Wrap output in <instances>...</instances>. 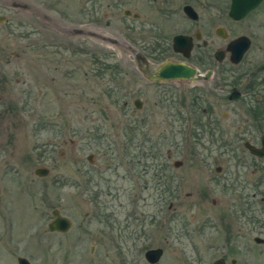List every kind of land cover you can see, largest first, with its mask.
<instances>
[{"label":"rangeland","instance_id":"1","mask_svg":"<svg viewBox=\"0 0 264 264\" xmlns=\"http://www.w3.org/2000/svg\"><path fill=\"white\" fill-rule=\"evenodd\" d=\"M15 1V8L0 7V264H18L19 255L30 264H152L144 251L154 246L163 248L155 264H211L226 240L216 228L221 205L212 199L243 193L249 203L264 193L251 197L250 185L222 188L215 170L221 150L231 171L232 156L246 163L240 173L254 166L243 138L256 142L264 129V87L236 101L226 96L264 61V0L240 21L226 15L228 0H218L227 37L202 30L208 44L195 39L190 58L201 71L212 68L213 77L168 85L148 82L136 60L145 56L141 45L153 43L156 0H90L92 34L78 36L76 27L88 26L82 0H31L34 10ZM196 1L199 22L220 14L210 7L216 0ZM124 8L140 18L125 16ZM174 21L156 32H193L189 21ZM241 33L252 38L250 49L238 65L224 56L219 72L213 51ZM177 55L167 49L163 57ZM193 97L200 104L190 103ZM220 134L229 140L222 149L214 140ZM175 158L182 163L173 165ZM41 165L48 174L34 172ZM237 199L231 208L238 209ZM52 208L70 218L67 231L48 229ZM245 222L230 256L237 264H264V244L253 241ZM256 227L264 235V226Z\"/></svg>","mask_w":264,"mask_h":264},{"label":"flooded vegetation","instance_id":"2","mask_svg":"<svg viewBox=\"0 0 264 264\" xmlns=\"http://www.w3.org/2000/svg\"><path fill=\"white\" fill-rule=\"evenodd\" d=\"M41 1V0H39ZM89 1L90 0H82L83 4H87V6L82 7L81 10L82 11H87L90 13H88V18H87V22L88 26L84 29V27H76V29L74 30L75 33L78 34L81 32H85L84 30H86L87 34H92V27L93 25L91 24V22L94 21L95 17H94V7L92 4V7H90L89 5ZM199 1V0H198ZM91 2L94 3V1L92 0ZM90 2V3H91ZM196 0H181L177 6H176V1L175 0H156V3L152 5L153 7V12L156 14V18L154 19L157 22H152V29L154 31H152L155 34H152V38H153V43H151L150 46H143L141 45L145 56L143 58H141V60L136 59L137 60V64H138V68L140 70V72L143 74V76L148 80V82L150 83H155V84H160V85H168L171 82H179V84L186 83L192 79H196V78H212L213 76V72L214 70L212 68H205L204 70H200L196 64L192 63L191 61V54H192V50L194 48V44L196 43V40H202L203 44L207 45L208 44V40L206 39H202V30L205 29H211L213 31H215L216 34H218L221 37H227V31L226 28L223 26V24L221 22H218V15L221 16V5L218 2V0H216L213 4L210 5L211 8H214V10L218 11L220 14H217V12H209L208 13V18L206 20H204V22H199V20L201 19V12L198 9V5H196ZM263 2V0H261L256 6H254L252 9H250L249 11H247L243 16L239 17V18H234L229 14V9L231 6V0H228V7H227V11H226V15L233 21H240L243 20L244 18H246L248 15H251L257 8L259 5H261ZM15 4L16 1L15 0H0V7H10V8H15ZM26 6H28V8H32V10H34V6L32 5V1L31 0H26ZM38 4L40 5V2H38ZM186 5H189L190 8V12L188 13L187 9H186ZM37 10H39L40 12H35L36 16L42 15L40 8H38ZM178 10L181 11V14H178ZM124 15L129 17L131 16L134 20H138L140 18V13L137 11H132L130 8H124L123 9ZM181 17V18H180ZM4 15L0 14V20H4ZM41 18V17H40ZM176 19V20H175ZM34 20V19H33ZM175 20V21H174ZM176 22V24L181 25L182 27H184L183 25H185L186 21H189V25L186 27V29L191 26V24H193V32L192 33H188L186 32L185 28H179L177 31L172 32L170 36L167 37L166 34H161L159 32L156 31H164L167 29H171V27L173 26V22ZM90 25V26H89ZM179 26V27H181ZM137 26H135L134 28H136ZM140 28L145 27L143 23H141V25H139ZM149 31V30H147ZM177 34H182L185 36H189L190 40H191V47L189 49L188 54H184L182 51L179 50H175L173 47V39L174 36ZM240 35H245L248 37V47L245 49V51L242 54V57L238 60V61H233L231 59V50L228 48L229 43L235 39L236 37L240 36ZM131 38V37H130ZM196 39V40H195ZM133 41H135L134 39H132ZM168 40V41H166ZM138 41V40H137ZM135 41V42H137ZM138 43V42H137ZM251 43H252V38L247 35V34H238L237 36L233 37V38H228L225 42L224 47H217L215 48V50L213 51V57L216 59V69H219V72H222V67H220V62L221 60L224 58V56H227L228 60L233 64V65H238L243 58L246 56V53L248 52V50L251 47ZM139 45V44H138ZM139 45V46H140ZM167 49H171L174 53L178 54L177 56L179 57H163L164 53L167 51ZM156 60V61H154ZM151 62H155V64H152ZM167 62H178V63H184L186 65H189L191 67H193L195 69L194 74L190 77H182V78H159L158 77V70L160 68V66L164 63ZM219 67V68H218ZM259 67V68H258ZM256 68H258L257 70L254 69H250V74L245 77V82L241 83L240 85H231V89L229 90L226 99L228 101H236V100H240L245 96H251L254 95L258 90H260L262 87H264V74L262 73V77L259 80H255V76H257L256 74L260 75V72L264 71V61ZM224 75V74H223ZM222 78V76H221ZM224 81H226V78H224ZM257 83V84H256ZM194 88V87H193ZM193 88L190 87H186L183 88L184 90L182 91H188V90H193ZM260 88V89H259ZM198 95V94H197ZM195 96L198 99V96ZM256 95V94H255ZM258 95V94H257ZM195 97H193L191 99L190 103L193 102H198L199 101H194ZM258 97V96H257ZM257 103H261L259 102L260 100H255ZM127 101L125 100L124 103H126ZM134 105L137 108H141L143 106V100L139 97L134 98L133 100ZM200 104V103H199ZM210 110V107H209ZM224 115H226V112H223ZM242 125L239 124L237 126V129H241ZM210 131H213L212 129ZM264 136V129H260L259 133L257 134V141L256 142H252L249 137H245L243 138V147L245 148V150L247 151V153L250 154L251 156V160L253 161V169L250 170V172L253 171H257L259 174L256 177H251L250 172H244V173H240L239 167L245 169L244 166H246V163L239 158V156L233 157L232 156V161H231V167L232 165H235L236 167L231 171V169L229 167L230 163L228 160L224 159L223 153L224 151L221 150L219 157L221 160H219L220 162L216 164L215 166V170L218 173V178H219V183L221 185L222 188L225 189H233L235 191L239 190H244V188H248V186L250 185L251 187V197H255L256 193L258 190H260L261 188H264V166H262L260 163V160L264 158V151L262 154H258L255 151H252L250 149V145L257 147V148H262L264 145L262 143V139ZM224 136L222 134L220 135H216L214 140L219 141L220 143V149L224 148L227 146V143L229 140L224 139ZM243 153L246 152L244 150H241ZM175 160H179L178 165L182 163V159H173V165H174V161ZM238 165V166H237ZM262 170V172L260 171ZM229 175H233V176H229ZM239 177L241 178V183L239 180ZM231 181V182H230ZM234 181V182H232ZM243 194V193H241ZM236 193L235 197H238V199L234 202H236L239 206L238 209H233L231 208V204H232V200L235 198L233 197V199H224L223 197H219L217 200L216 199H212L213 202H217L220 203L221 205V209L219 216H218V220L216 221V228L217 231H223L224 234L226 235V240L222 245H218V255L216 256V258H214L211 261V264H216V260H221L219 262V264H226L227 261H230V264H237L236 262V258L234 256H230L232 249L234 248L235 244L233 242V238L236 237L237 235H242L239 232L241 231L242 228H244V220L246 219V229H247V234H251L252 239L255 243L257 244H264V235L261 232H254V229L257 228L256 225L259 227H263L264 226V221L263 223H261V219H260V215L259 212H264V193H258L256 200H250V202L248 203V200H244V199H240V195ZM257 205H256V203ZM235 203V205H236ZM174 205V201L172 199H170L167 203V209H172ZM257 206V208H256ZM168 210V211H169ZM239 214H237V213ZM247 212V218L245 216ZM167 217V218H166ZM166 220L163 217V221L168 222V215L166 216ZM237 217V218H236ZM240 217V218H239ZM241 219V223L239 224V221ZM245 218V219H244ZM141 219L143 221V216H141ZM157 221L156 219H152V223L156 226H158V223H155V221ZM72 224V222H71ZM168 225V224H167ZM67 231V230H66ZM114 231V228L111 226L109 228V235L111 236L112 233ZM64 232V231H61ZM242 233V232H241ZM255 237H258L260 239H256ZM113 238V237H112ZM154 247H160V246H154ZM149 248H153V247H148ZM162 248V247H161ZM146 249V250H147ZM145 250V251H146ZM145 251H144V257H145ZM162 253H163V248H162ZM161 253V255H162ZM161 257V256H160ZM146 259V258H145ZM147 260V259H146ZM159 260V259H158ZM157 260V261H158ZM148 261V260H147ZM157 261L155 262H150L152 264H155ZM181 264H191L190 262H185V263H181ZM249 264V263H246Z\"/></svg>","mask_w":264,"mask_h":264},{"label":"water","instance_id":"3","mask_svg":"<svg viewBox=\"0 0 264 264\" xmlns=\"http://www.w3.org/2000/svg\"><path fill=\"white\" fill-rule=\"evenodd\" d=\"M261 0H231V6L229 9V14L234 18H239L243 16L247 11L256 6ZM186 9L188 13H191L189 5H186ZM173 47L175 50L182 51L184 54H188L189 49L191 47V40L189 36H185L182 34H177L173 39ZM248 47V37L245 35H240L233 39L228 48L231 50V59L233 61H238L241 57L245 49ZM195 69L189 65L178 62H167L160 66L158 70L159 78H182V77H190L194 74ZM262 143L264 145V136L262 139ZM250 149L252 151L257 152L258 154H262L264 151V146L262 148H257L250 145ZM88 160H91V154L87 156ZM179 160L174 161V165H178ZM34 172L38 175H46L49 172V168L47 166H37L34 169ZM71 226V220L68 216L63 215L58 208H52L51 210V219L47 223V227L50 231H66ZM256 239H260L255 237ZM162 253L161 247H153L149 248L145 251V258L150 262L157 261ZM221 260H216V264H219ZM18 264H30V260L22 255L17 257Z\"/></svg>","mask_w":264,"mask_h":264}]
</instances>
